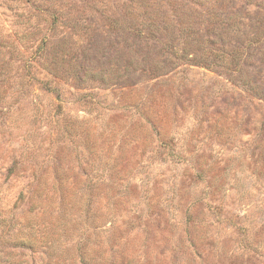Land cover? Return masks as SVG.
I'll return each mask as SVG.
<instances>
[{
	"label": "rangeland",
	"instance_id": "obj_1",
	"mask_svg": "<svg viewBox=\"0 0 264 264\" xmlns=\"http://www.w3.org/2000/svg\"><path fill=\"white\" fill-rule=\"evenodd\" d=\"M264 0H0V264H264Z\"/></svg>",
	"mask_w": 264,
	"mask_h": 264
},
{
	"label": "trees",
	"instance_id": "obj_2",
	"mask_svg": "<svg viewBox=\"0 0 264 264\" xmlns=\"http://www.w3.org/2000/svg\"><path fill=\"white\" fill-rule=\"evenodd\" d=\"M260 132H263L264 131V123L262 122V124L260 125V128H259Z\"/></svg>",
	"mask_w": 264,
	"mask_h": 264
}]
</instances>
